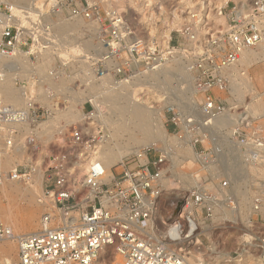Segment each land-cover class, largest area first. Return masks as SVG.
I'll use <instances>...</instances> for the list:
<instances>
[{"label":"built area","instance_id":"2783aa9c","mask_svg":"<svg viewBox=\"0 0 264 264\" xmlns=\"http://www.w3.org/2000/svg\"><path fill=\"white\" fill-rule=\"evenodd\" d=\"M211 1L200 0V7L189 11L186 22L163 40L140 35L132 26L133 12L124 0H49L42 16L50 20L42 23L35 19L27 27L16 22L10 7L4 8L0 10V55L24 51L32 55L58 46L54 16L94 25L93 47L80 56L89 76L120 82L180 61L190 76L192 108L199 116L184 115L174 103H168L164 110L178 137L192 144L196 160L208 168L213 154L197 145L212 141L208 139L212 121L230 111L219 95L227 92L231 71L249 51L264 60V0H218L213 6ZM161 3L140 0L139 5L143 15H149ZM220 18L223 23L217 21ZM50 75L57 76L55 67ZM24 103L16 107L0 98V126L41 119L33 95ZM90 106L82 113V120L72 126L65 149L47 157L49 173L39 200L44 211L36 230L17 237L13 264L202 263L198 256L204 251L203 236H207L202 227L212 220L215 209L238 213L239 200L229 181H219L215 191L197 182L177 199L171 213L160 216L159 180L164 157H153L150 147L124 157L113 167L119 170L114 169L110 176L97 163L79 172L80 164L107 138L97 109ZM242 113L231 138L242 146V157L253 164V171H262V177L253 181L251 210L255 216L264 206V125H253V132H248L251 126ZM10 132L15 134L14 129ZM26 140L32 150L38 149L34 136L29 134ZM11 142L8 139L7 145ZM1 176L0 172V180ZM9 176L21 180L27 171L15 168ZM203 178H208L207 173ZM250 223L253 229L239 244L240 257L264 250V230L254 226L262 223L257 219ZM3 234L11 233L9 226L1 224L0 236ZM261 259L264 262V255Z\"/></svg>","mask_w":264,"mask_h":264},{"label":"rangeland","instance_id":"374dc122","mask_svg":"<svg viewBox=\"0 0 264 264\" xmlns=\"http://www.w3.org/2000/svg\"><path fill=\"white\" fill-rule=\"evenodd\" d=\"M124 1L126 2V5L130 7L131 11L133 12V16L134 14L135 16L138 15L139 17L143 15L141 11L137 10V6L133 4V1L136 4H139L140 0ZM45 3L46 1L43 2L41 0H33L31 4L32 7H37L36 11L38 12V15L35 19H39L42 23L48 22L50 20V18L45 17V15L42 16V12H45V9H43L45 8ZM217 3L218 0L211 1L212 6ZM133 5L135 7H132ZM11 6L12 3L10 1L0 0L1 11L4 10V8H11ZM159 6L161 8L160 11H158ZM159 6L154 9V13L145 16L146 20L148 19V25H145V31L140 34L143 35L144 38L153 37L158 40L167 39V37H165L167 32L169 34L170 31L178 29L184 22H186L187 13L189 11L192 12L200 7V0H162V3L159 4ZM24 17H26V19L22 24L24 27H27L33 20L28 18V16ZM15 18L20 21L22 19L20 16H15ZM51 18L53 19V23L58 20V18L54 16ZM62 19L69 21L73 20L68 18ZM217 21L219 23H223L224 19L220 18ZM133 22L136 21L133 20ZM133 22L132 26L135 27V23ZM70 33L73 34L72 32H68V34ZM76 34L79 38L78 43L89 38V35L81 30ZM66 39L72 40L71 36H68ZM66 44L68 43L65 42V45ZM62 46H48L47 50L42 49V51L32 55L27 54L26 51L22 52L24 54L26 53L25 56H23L26 58V61L23 60V63L26 62L25 65H27L26 70L20 78L17 77L13 81L14 87L19 89L25 88L27 90V96H29V94L34 96L39 114L41 115L40 120L29 121L27 122V125L22 123L13 125V129L15 130L14 135H18L21 130L24 136V141L29 134L34 136L38 149L32 150V148L29 146L27 147L26 145L23 153L19 155L13 154L14 152L11 153V149L8 148L9 150L7 151L10 152H3L0 156L2 164V180L6 181V183L9 185V189L11 190L13 197L12 199H8L0 192V222L7 224L6 226L10 225L15 235L17 234L16 236L32 232L38 227L39 217L44 211V208L39 203V200L41 198L42 189L45 187V178L49 173L48 162L46 161L48 160L47 157L53 153L57 154L59 151L65 149L67 146V136L74 125V123L72 126L68 125L63 131H60L61 126L65 123V115L70 110H73L76 113H81L82 115L83 112H88L91 109L90 103L96 108L97 104L92 103L89 100V96L91 95L89 84L97 85L107 81L104 80L105 78L101 79L94 76H87L88 74H86L87 72L85 71L82 60L80 59L82 51L78 54H74L70 53L69 49L63 48ZM42 53H46L45 56L42 57ZM67 53L68 55H66ZM169 64H172V62ZM54 67L57 70V76L50 75V70ZM262 71H264V61L258 62L248 68V72L250 73L255 87L261 93H264V75L263 73L261 74ZM128 81H131V79ZM183 87H185L183 91L187 90L185 84H183ZM183 91L180 92L182 96L189 94L188 91L187 94L185 91L184 94ZM140 94L143 96V98H145L147 105H152L154 108H159V116L161 117L163 128L167 131V133H169L171 137L169 141L171 147L174 148L176 144L182 139H180L176 134V131L172 129V125L168 121L169 113L164 110L165 105L167 106L168 103L177 104L180 111L184 115H192L195 118L199 116L197 110L194 108L188 110L183 101H180L179 97L175 99L176 94H168L170 97H172L171 100H168L167 97L163 96L162 93L156 92L153 89H147L146 91L144 90V93L141 91ZM219 96L230 105L231 113H236L235 115L238 116V114L243 111L247 112L248 108L246 106L241 108L238 105L240 98L236 94L233 95L230 92L229 86L227 87V92H223ZM197 98L198 97L195 95V99ZM246 98H251V95H247ZM262 98L264 100V96H262ZM247 101H249V99ZM101 108L103 112L106 111L105 115L109 116L111 111L104 106ZM247 114H249L247 120L251 126L249 129H247L248 132H253V125H264L263 115H256L254 113ZM105 127L106 134H108L109 131L113 133V129H111L109 125H105ZM228 131L229 128L226 129L224 126L218 128L217 130H212V132L210 130V137L208 136V139L212 141L209 142V140H205L202 146L197 145V147L201 148V150L207 149L208 152L213 154V163L210 164L208 168H203L196 159L193 161V163L191 162L188 164V162H183L180 165L181 170L194 173L197 182H200L203 185L207 184L214 191L218 186V182L223 179L229 181L231 188L235 186V181L237 179L235 176L238 177L239 181H237L236 184L239 186V188L242 189V191L248 190V193L247 191L245 192L246 196L245 200L242 202V209L241 211L237 209V214H231V211L226 213V208L215 209L212 220L206 224L209 230H202L204 235L207 236L206 238L203 236L204 251L198 256V258L205 264H263L264 262L261 257L264 255V250L259 252V254L255 253L253 256L248 254L244 255L243 257L239 256L241 252L239 244L242 242V239L245 236L244 234H249L250 230L253 229V224L250 223V220L257 219V222H261L262 224H255L254 226L258 225L260 229L264 230V222L258 219L259 217L264 219V210H261V212L257 213L255 216H253L251 210L253 181L255 183L258 178L262 177V171H246V169L251 167L253 164H247V162L242 157V151H244L242 146L238 145L236 142L234 143V141L231 140L232 138L226 137ZM107 138L104 142L99 144L97 151L100 147L105 145L107 140H109ZM114 138L117 137L114 136ZM125 138H127V136H125ZM5 145L6 141L3 139L1 144V149L3 151L5 150ZM150 148L153 157H164L163 173L167 177L169 175V166H171L170 160L158 145L151 146ZM96 156L97 152L92 155L93 159L90 163L88 162L89 165L85 167L83 164L84 162L86 163L87 160H84V162L79 166V172L82 173L88 170L90 164L97 161H94ZM230 161L231 163L235 162L236 164L233 172L229 173L228 171L227 174V168L229 167L228 165ZM97 165L103 168L99 162ZM15 168L21 171L26 170L27 176L21 180H13L8 178L9 172ZM38 169L42 170L43 172V181L41 185H39V183L33 178V175ZM114 169L119 170L118 168H113L112 171H114ZM206 173L208 178L204 180L203 177ZM174 183L176 184L172 185ZM172 184L171 186L167 185L168 188L167 186H165V188L161 185L162 192L158 207V214L160 216H165L166 214L171 213L177 199H179L185 191L193 186L192 184L189 185L190 187L185 188L182 187L177 181H174ZM28 190L30 193H26ZM233 194L240 201V196H238L235 192ZM239 201L237 202V205ZM208 235H210L209 238ZM0 244L3 245L4 249L7 250V253L0 255V264H3L2 260L5 258L9 259L10 263L13 264L16 260L17 252L16 239L3 237L0 238Z\"/></svg>","mask_w":264,"mask_h":264},{"label":"bare ground","instance_id":"6f19581e","mask_svg":"<svg viewBox=\"0 0 264 264\" xmlns=\"http://www.w3.org/2000/svg\"><path fill=\"white\" fill-rule=\"evenodd\" d=\"M7 1H10L12 3L11 10L14 16H20V18H22L21 21L15 20L18 23H23L25 21L26 17L24 16H28V18L35 20L38 15V12L36 11L37 7L31 6L33 0ZM41 1L48 2L49 0ZM133 4L137 6L138 11H141L138 3L137 5L133 1ZM45 5L46 3L44 4V7ZM135 6L133 5L132 7ZM145 16L147 15L145 14L141 17H139L138 15L133 16L134 21H136L133 23H135V27L140 34L145 31V25H148V19L146 20ZM53 27L55 29V34L59 38V45H63V48L69 49L70 53L78 54L82 51V54L84 55V52L93 47L92 41L95 33V27L93 24H86L85 21L83 22V20L80 19H73L72 21H69L64 20L62 18H58V20L53 23ZM80 30L89 35V38L78 43L79 38L77 37L78 35L76 33ZM68 32H72L73 34H68ZM68 36H71L73 41L66 39ZM165 37L169 38L168 32ZM65 42L68 44L65 45ZM45 54L46 53H42L41 56L43 57L45 56ZM66 55H68V53ZM23 56H25V54L22 52H16L9 55H0V70L3 71V77L0 79V98L5 103L16 107L24 105V102L27 100V90L25 88H16L13 85V81L17 77L20 78L26 70V58H24ZM23 60H25V63H23ZM261 61L264 60H262L258 54H254L253 51H249L245 55L243 62L231 71L229 90L233 95L236 94L240 98L238 105L241 108L243 106H246L248 108L247 112L243 111L244 113L241 114V117L243 116V118H248L249 114L247 113H254L256 115L264 116V100L262 98V96H264V93H261L259 90H257L252 81L250 73L248 72V68H250V66ZM168 64H164L159 68L144 74L142 77H135L133 78L134 80L131 79V81L122 80L120 82H113L112 80L103 78L107 81L99 83L97 85L89 84V90H91L89 100L92 103L97 104L96 109L98 119H100L103 124L107 126L109 125V127L113 129V133L109 131V133L107 134V139L109 140L105 142V145L99 148V150L97 151V156L94 158V161L97 160L96 162H99L100 165L103 166V169L108 176L112 174V168L115 167L118 162H120L124 157L132 153H137L143 148L158 145L163 151V153L167 155L168 159L171 162V166H169V175L166 177L163 173L164 170L161 173V178L159 180L161 185L164 187L167 185L171 186L174 181H177L182 187L185 188L190 187L189 185L192 184L196 185L197 181L194 173L183 171L180 167L183 162H188V164H190L191 162L193 163L195 159H197L194 147L186 140H180V142H178L176 146L172 148L169 141L171 137L169 133H167V131L163 128L161 117L159 116V108H154L152 105H147L145 102V98H143V96H141L140 94L141 91H143L144 93V90L146 91L147 89H153L156 92L162 93L163 96L167 97L168 100H171L172 98L168 94H176V97L173 95L175 99L179 97L180 101H183L184 105L188 110L194 107L195 102L192 100V94L194 92V89L191 84L190 76L185 69V66L178 60H174L172 64ZM262 73L264 75V71H262L261 74ZM183 84H185L187 88V90H184L186 94L187 91L189 92L188 95L182 96V94L180 93L181 91H183V89H185V87H183ZM247 95H251V98H248L249 101H247ZM103 106L111 111L109 113V116L105 115L106 111L103 112L101 110V107ZM235 114L236 113H231L230 111H227L219 115L212 121L213 130H217L222 126H224L226 129L229 128L226 137L231 138L232 132L236 124L239 122L238 116ZM81 116V113H76L73 110H70L64 117L65 123L61 126L60 131H63L64 128L68 125L72 126L73 123L76 124L80 122ZM22 124L27 125V122H24ZM13 128V124L10 126H0V156L3 152L9 153L10 151L11 153L14 152L13 154L21 155L25 149V146L27 145V140L25 139L24 141V136L21 130L18 135L10 134V131ZM114 136H116L117 138H114ZM125 136H127V138H125ZM3 139L6 141L4 151L1 149ZM8 139H12L10 146L7 145ZM8 148L11 150L7 151L9 150ZM90 157L91 158L88 160V157L86 158L87 162H84V167L89 165V163L93 159L92 156ZM235 164V162H229L227 174L228 171L229 173L233 172ZM1 167L2 164L0 157V172L2 175ZM247 170L253 172V166L248 167L246 171ZM8 178L11 179L10 176H8ZM33 178L36 182L39 183V185H41L43 181L42 170L38 169L33 175ZM235 178H237L235 181V186H233L232 188L233 191L238 196H240V201L237 205V209L241 211L243 206L242 202L245 200L246 196L245 192L247 191L248 193V190L242 191V189H240L239 186L236 184V182L239 181L238 177L235 176ZM175 184L176 183L172 185ZM0 192L8 199L13 198L12 192L9 189V185L6 183V181L2 180V176L0 180ZM26 193H30V191L28 190L26 191ZM261 210L263 211L264 207H261ZM225 212L229 213L230 210ZM1 224H3L4 226L7 225L3 222H0V225ZM9 229L11 234H3L2 236H0V238H14L17 240V237L19 235H15L10 225ZM202 230L208 231V226H203ZM4 253H7V250L4 249L3 245L0 244V255H3ZM2 261L3 264H11L9 259L5 258ZM200 264L205 263L202 262Z\"/></svg>","mask_w":264,"mask_h":264}]
</instances>
